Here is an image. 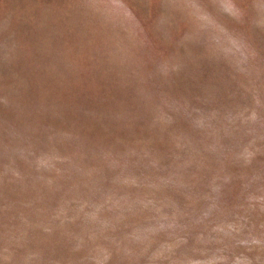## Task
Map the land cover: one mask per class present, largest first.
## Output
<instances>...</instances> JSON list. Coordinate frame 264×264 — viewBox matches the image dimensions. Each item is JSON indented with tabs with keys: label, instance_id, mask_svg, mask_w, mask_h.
<instances>
[{
	"label": "rangeland",
	"instance_id": "374dc122",
	"mask_svg": "<svg viewBox=\"0 0 264 264\" xmlns=\"http://www.w3.org/2000/svg\"><path fill=\"white\" fill-rule=\"evenodd\" d=\"M0 264H264V0H0Z\"/></svg>",
	"mask_w": 264,
	"mask_h": 264
}]
</instances>
